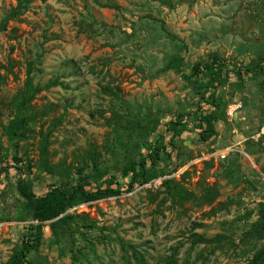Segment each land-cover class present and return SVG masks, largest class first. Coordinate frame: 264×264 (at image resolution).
I'll return each instance as SVG.
<instances>
[{
	"label": "rangeland",
	"instance_id": "1",
	"mask_svg": "<svg viewBox=\"0 0 264 264\" xmlns=\"http://www.w3.org/2000/svg\"><path fill=\"white\" fill-rule=\"evenodd\" d=\"M15 6L16 0H0V21ZM6 26L0 31V170L8 173L0 181V264L20 247L25 227L36 225L21 208L17 179L26 177L37 196L74 185L72 177L37 169V133L58 118L48 144L51 166H81L93 176L86 152L95 148L104 174L88 190L119 193L69 212L82 217L60 244L52 242L50 222L43 224L26 264H126L131 253L121 244L134 246L148 264H162L175 248L178 264H246L264 248V239L245 238L264 206V135H256L264 123V78L216 87L222 107H210L217 118L207 142L192 122L182 119L173 129L169 123L194 113L198 99L194 79L169 68L172 57H182L186 73L214 54L241 68L259 61L264 0H32ZM29 68L32 84L46 88L31 102L34 122L17 143L4 127ZM226 148L234 152L222 159ZM153 149L160 153L153 169L146 163L148 182L166 177L173 184L127 191V162ZM12 150L35 167L27 173L21 162L16 170ZM176 187L191 196L181 202L171 191ZM216 189L211 204L201 199ZM193 234L214 242L193 243Z\"/></svg>",
	"mask_w": 264,
	"mask_h": 264
},
{
	"label": "trees",
	"instance_id": "2",
	"mask_svg": "<svg viewBox=\"0 0 264 264\" xmlns=\"http://www.w3.org/2000/svg\"><path fill=\"white\" fill-rule=\"evenodd\" d=\"M31 1L32 0H16V6L11 8L7 18L0 21V31L6 30V23L8 20H15L21 16L29 7ZM109 7L114 8V6ZM161 28L164 29L162 22ZM166 35L176 46L179 47L180 52L186 51V47L182 42L177 40L175 36L170 33H166ZM169 68L176 70L184 79L190 80L193 78V84L197 88L196 95L198 97L195 101V112L192 114L188 113L178 116L173 121L170 120V129H173L175 126H181L182 119L187 120L195 125L198 130L200 141L207 142L213 137V135H215L213 122L217 118L215 112L210 110V107L213 109L222 107L221 103L217 102L216 87L221 83H224V81L231 79L242 84L248 78H264V57L257 62H251L249 65L241 68L231 62H225L219 56L214 54L210 56L208 61H197L193 63L186 73L182 57L175 55L172 57ZM26 73L27 80L24 84L23 91L15 96L11 102V106L15 109L16 113L9 121L8 125L4 127L7 139L9 141H16L17 143L23 138H26V133L29 130V128H27L28 123L34 122L33 118L35 117V111L31 107V102L38 93L46 88L34 86L32 84L31 79L29 78L31 73L30 68L27 69ZM208 86H212L213 91L209 93L207 92V94L206 92L203 93V88ZM56 122L57 123L53 124L45 132L41 128L37 133V136L39 137L37 152L40 162L37 169L39 172L43 171L50 174L57 173L58 175L60 174L70 178L72 177L74 185L68 188L57 186L51 187L44 194L37 196L28 187L26 177L17 179L16 188L24 200V204L21 208L26 211L28 215H30L32 220L36 222V225H27L25 227V232L23 233L20 241V247L14 251L10 260L4 264H26L27 255L38 249L41 243L43 224L50 222L49 228L53 234L52 242L54 244H60L61 242H59L58 239L63 238L66 234H70L72 236L74 231L73 223L76 219L82 217L79 215L69 214V209L82 203H90L100 198L119 193V190L117 189L110 190L108 188L88 190L92 187L96 178H101L104 174V171L99 169V154L95 148L91 149V151L87 150L86 152L88 154L87 159H89L91 163L93 176L87 175L84 171V167L81 166L74 169L67 167H60L57 169V167L55 168L54 166H51L48 161V144L52 131L55 129L56 125L61 123V120L58 118ZM152 127L153 123L151 128ZM10 153H12V161L14 162L16 170H21L19 166H17V164H20L21 162L23 163V167L27 173L35 167L34 165H31L27 159L19 160L15 151L12 150ZM159 153V150L153 149L152 151H147L144 156H141L140 160L127 162L124 168L125 173L132 174V177L127 185V191L132 190L134 187L133 185L135 184L143 185L149 181L147 176L148 172L147 169H145L146 163H149V168L153 169L155 163L159 159ZM3 174H5V176L8 175L5 169L0 170V181ZM161 184L163 186L170 187V185L173 184V181L165 179L162 180ZM171 191L181 202L186 201L191 196L190 193H184L181 189L179 190L178 187H176L174 191L171 189ZM217 195L218 192L216 189L214 193H206L201 199L211 204L212 200H214ZM245 236L248 241H250L249 238L255 240L264 239V206L262 207L259 220L250 225V228L246 231ZM192 237L193 243L196 241L198 243L214 242L213 240H206L197 234H193ZM121 248L125 253L127 251L131 253L130 257L132 258V261L126 259V264H148L137 249L134 248V246L130 244H121ZM177 253L178 249L175 248L169 256L164 258L162 264H178ZM72 257L75 260V256ZM246 264H264V248L256 250L246 261Z\"/></svg>",
	"mask_w": 264,
	"mask_h": 264
},
{
	"label": "built area",
	"instance_id": "3",
	"mask_svg": "<svg viewBox=\"0 0 264 264\" xmlns=\"http://www.w3.org/2000/svg\"><path fill=\"white\" fill-rule=\"evenodd\" d=\"M257 136H260V135H264V124L260 127V130L259 132L256 134ZM230 152H234V150L232 148H226L224 151L221 152L220 154V157L222 159H225V157L230 153ZM166 179V177H165ZM161 181L162 179H158L157 181L156 180H152L150 182H147L143 185H140L138 187V189H143V188H152V187H158L160 184H161ZM87 203H82V204H79V205H76L74 207H72L71 209L68 210V213L69 212H73L75 210H77L79 207L83 208Z\"/></svg>",
	"mask_w": 264,
	"mask_h": 264
}]
</instances>
